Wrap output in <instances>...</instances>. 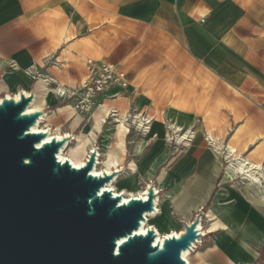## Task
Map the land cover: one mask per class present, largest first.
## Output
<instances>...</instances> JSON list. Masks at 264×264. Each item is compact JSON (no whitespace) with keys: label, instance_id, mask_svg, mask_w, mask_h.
<instances>
[{"label":"crops","instance_id":"0c3cea01","mask_svg":"<svg viewBox=\"0 0 264 264\" xmlns=\"http://www.w3.org/2000/svg\"><path fill=\"white\" fill-rule=\"evenodd\" d=\"M79 2L0 0V82L8 86L9 93H15V88L34 91L35 105L45 111V118L50 116L49 128L72 136L67 153L81 148L72 150L78 142L82 144L75 155L78 163L97 145L104 168L124 167L115 181L119 188L138 189L154 181L159 190L157 216L151 219L154 227L168 233L180 231L183 222L192 220L204 207L202 225L212 239H204L191 252L193 264H264V189L241 177L227 176L226 157L207 140L200 115L180 108V97L165 109V119H161L156 117L152 99L142 94L146 85L164 81L155 71L161 67L156 54L162 42L153 37L167 30L168 35L171 31L178 35L187 68L193 70L195 78L205 81L207 75L213 76L215 89L248 91L264 108V0H87L89 12L101 9L117 21L102 28L128 53L126 58L133 57L130 80L140 89L133 83L124 89L113 85L97 98L100 105L89 112L67 109L66 98L58 94L48 96L46 88L54 83L42 77L51 75L59 85L78 89L87 76L86 60L59 58L64 49L76 53L69 46L80 38L70 40V24L62 30L64 39L70 40L65 48L54 47L55 33L51 31L52 23L66 17L77 30L85 26ZM29 70L40 76L34 78ZM218 96L228 99L225 94ZM127 105L152 117L149 131L132 125L131 131L120 135L113 117L98 129L97 122L105 118V111L115 109L121 115L123 109L130 111ZM166 119H174L184 129L192 128L195 137L183 147L171 144ZM235 179L241 183L231 182Z\"/></svg>","mask_w":264,"mask_h":264},{"label":"water","instance_id":"95a60500","mask_svg":"<svg viewBox=\"0 0 264 264\" xmlns=\"http://www.w3.org/2000/svg\"><path fill=\"white\" fill-rule=\"evenodd\" d=\"M33 90L0 100V264H187L184 250L205 238L204 207L184 229L157 239L154 226L138 230L157 210L154 181L145 196L123 201L107 189L124 167L92 173L97 146L82 165L58 157L72 138L33 129L45 111H27ZM255 264H260L259 262Z\"/></svg>","mask_w":264,"mask_h":264},{"label":"rangeland","instance_id":"374dc122","mask_svg":"<svg viewBox=\"0 0 264 264\" xmlns=\"http://www.w3.org/2000/svg\"><path fill=\"white\" fill-rule=\"evenodd\" d=\"M86 1L87 0H80L79 2V8L86 18V27L84 26L80 30H77L72 19L69 17L61 19L58 23H52L54 28L51 31L55 33V35H53L54 47L63 45V48H65L69 46L70 40L80 38L78 42L69 46L70 49L76 50V53H73L69 49H64L59 58H67L75 61L80 59L87 61L88 58L114 60L128 72L130 87L133 82L130 80L129 66L133 64V57L126 58L125 56L128 53L123 52L121 48L117 47L113 42L112 35L110 36L108 31L102 28L107 23L116 25L117 21L108 18L107 14L102 12L101 9L98 10V13L89 12L91 7ZM82 5H84V7H82ZM68 24H70L69 33L71 34L69 36L70 40L66 41L63 37L64 34H62V30ZM165 31L167 30H163L162 35L153 37L155 42H162L161 51L156 54L158 58L161 59V64H159L161 67L157 68L155 71H157L159 76L162 75L164 77V81L158 83L154 82L150 86L146 85L145 89L147 90L142 88V94H147L155 105L156 117L165 119V109L170 106L171 103L179 100L180 97L183 102V106H180V108L197 112L206 130H213L224 143L235 144L242 154L253 155L252 157L254 160H260L264 164V108L262 101L258 100L255 95L248 91H237L236 89H232L230 92H226L222 87H217L215 89L216 81L213 76L207 75L205 81L204 79L195 78L192 75L193 70L187 68L188 59L185 57L184 52L181 51L182 48L180 47L181 43L178 35L173 31L170 32L171 35H168ZM112 32H114V30H112ZM65 44L67 46H65ZM138 53L139 51L135 54L137 55ZM142 75L147 76L145 72H142ZM133 84L139 89V84L137 82ZM6 88H8V86L5 85L4 82H0V98L9 93ZM66 88L71 90L70 87ZM138 89L134 92L135 96L138 95ZM15 91H17V88H15ZM219 94H225L228 99H220L218 96ZM68 105L69 103L65 106ZM71 109H73V107ZM127 109H130V111L128 110V112H125L126 110L123 109L121 113L143 114V111L142 113L140 110L134 111L132 105H127ZM113 110L109 111L114 113ZM166 121L168 125L170 121L171 123L181 126L179 123H176L174 119H166ZM129 123H131V120ZM47 125H49L48 121ZM131 125L134 124L131 123ZM80 147L81 148L75 152H68L67 156L72 158L78 155L82 149V144ZM73 149L74 148H72V150ZM222 154L226 157L224 153ZM228 164L229 159L226 158L225 166H228ZM100 166L102 167V165ZM235 181L241 183L239 179L232 180L231 182ZM116 187L119 191L127 190L129 192H134L143 188L139 187L138 189L130 190L119 188L118 186ZM152 218H150L149 225H153L151 224ZM157 229L160 230V228ZM160 231L162 235L168 233L162 230Z\"/></svg>","mask_w":264,"mask_h":264},{"label":"bare ground","instance_id":"6f19581e","mask_svg":"<svg viewBox=\"0 0 264 264\" xmlns=\"http://www.w3.org/2000/svg\"><path fill=\"white\" fill-rule=\"evenodd\" d=\"M28 72H31V70H29ZM64 86L65 85H61V84L58 87L56 85H54V86L50 85V86H48V88H46V92H47L48 96H53L55 94L57 95L58 91H61L63 93L71 92L70 89L66 88L67 86L66 87H64ZM22 91H24V93H26V94L30 93L29 91H26L25 89L17 90L14 93L16 99L20 98ZM7 95H8V97L11 96L10 93H8ZM0 100H1V98H0ZM35 102H36V97H35L34 101L27 107L28 112L34 111L38 108V106L35 105ZM66 108L71 109L72 104H69L68 106H66ZM113 112L114 113H111V111H106L105 118L102 120L99 119V121L97 122L98 129H101L104 121L111 116L118 123L117 130H118L120 135H123L128 130V128H129L128 125L130 124L129 123L130 120H131V123L133 121L135 125L145 127V131H149V128L152 124V120H153L152 117H149L146 115H142L139 113H135V114L134 113H125V114L118 115L117 111H113ZM45 117L46 116H42L40 118V120H38V123L35 126H33V129L36 131H45L46 130L48 132L47 140L51 139L53 135H57L58 138H61L63 136V134L60 135V134L54 133V130L52 128H49V125H47V120L49 119L50 116H47V118H45ZM104 126H105V124H104ZM168 126L170 128V133L167 135V138H171L172 132H176L178 135V141L185 139L186 144H189L191 139H193L195 137V131L191 130L192 128L191 129H184L183 127H181L179 125L171 123L170 121H169ZM113 130H115V129H113ZM109 133H111V132H109ZM206 135H207V140L209 141V143L211 145H213L214 148H216L220 153H224L226 155V158L229 159V164H228V168H227V176H229V177H234V176L241 177L242 179H246L248 181L256 183L257 185H259L260 187H262L264 189V164L261 161L254 160L252 157L253 155L251 156V155L242 154L235 144L224 143V141L222 139L216 137L215 134L209 130H206ZM106 139H108V138H106ZM120 142H122V141H120ZM80 145H81V143L78 142L77 146L74 147V149L77 147H80ZM67 146H68V144H66L65 147H63L60 150V152L58 153L59 159H61V160L68 159L76 167H79L80 165H82V163L84 161L78 163L77 160L75 159V157L71 158V157L67 156V152H66ZM102 162H103V159H100V164H96V166L92 170L93 174L101 175L104 172L103 171L104 167L100 166V165H102L101 164ZM107 170L110 171L109 169H107ZM134 171H136L135 167H134ZM116 179L117 178H115L113 181L107 183L105 187L107 189L113 190V192L116 195H121L123 201H128L130 199V197H133V196H145V187L143 189L141 188V189L134 191V192H129L127 190L119 191V189L116 187V183H115ZM157 188L158 187H156L155 189H157ZM157 212H158V205H157L156 211L145 213L146 219L142 221L141 226L138 230L140 233H146L148 230V227L153 226V225H149L150 218L156 217ZM199 226L203 228L202 220L200 221ZM203 230L205 231L204 228H203ZM156 231H157V239H156L157 241L162 239V237H165L166 235H171L174 232L177 235H179V231H175V230H173L170 233H167L165 235H162V232L157 228H156ZM191 252L192 251H190V250H184L182 252V257L187 261V264H193V262L191 261V255H192Z\"/></svg>","mask_w":264,"mask_h":264},{"label":"built area","instance_id":"2783aa9c","mask_svg":"<svg viewBox=\"0 0 264 264\" xmlns=\"http://www.w3.org/2000/svg\"><path fill=\"white\" fill-rule=\"evenodd\" d=\"M86 67H87V76L85 78V81L82 82V84L78 87V89H74V90L71 89V92L68 93H63L61 91H58V95L60 97H65L67 100L66 102L72 104L73 111H77V112L92 111L96 106L100 105L99 103H97V98L100 95L106 93L110 87H112L113 85H119L123 88H126L129 85V78L127 71H125L121 65H119L117 62L113 60H108L103 58L101 59L88 58L86 61ZM28 73H30L34 78L40 76L39 74H36V72H33V70H31V72ZM42 77L44 78V81H46L47 83H52V84L54 83V85H56L57 87L59 86V83L51 75L42 74ZM132 123L134 122L132 121ZM135 126H137L140 131H145V127L138 125ZM131 129H132V125L130 123L127 131L129 132L131 131ZM172 134H171V138H168V142H170L171 144L180 145L182 147L187 145L185 139L178 141V135L176 132H172ZM100 157H101V152L99 151V147L97 146V164H100ZM113 166L115 167V165ZM111 171L112 170L108 172ZM156 191L159 190L156 189ZM158 200H159V196L157 198L156 207L158 205ZM204 234L206 235L205 238L198 239L197 244H195L190 251L192 252L196 251V249H198V247L203 243L204 239L206 240L212 239L211 235H209L207 232L204 231Z\"/></svg>","mask_w":264,"mask_h":264}]
</instances>
